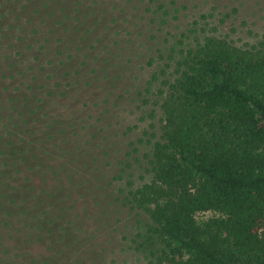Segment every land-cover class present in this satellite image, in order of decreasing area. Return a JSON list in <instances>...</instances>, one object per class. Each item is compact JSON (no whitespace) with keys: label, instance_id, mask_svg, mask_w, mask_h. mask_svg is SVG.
<instances>
[{"label":"rangeland","instance_id":"rangeland-1","mask_svg":"<svg viewBox=\"0 0 264 264\" xmlns=\"http://www.w3.org/2000/svg\"><path fill=\"white\" fill-rule=\"evenodd\" d=\"M151 1L97 0L102 38L91 51L71 35L50 32V24L39 19L17 32L3 11L0 246L8 245L25 262L45 256L52 264H66L68 246L85 230L88 264H153L130 248L136 219L117 203L126 179L135 186L151 180L149 147L159 135L161 116L157 99L142 96L155 68L150 59L168 36L211 8L230 14L222 33L235 45L254 44L264 35V0H175L178 13L162 28L151 21ZM233 9L237 12L230 13ZM73 166L78 177L92 179L87 186L97 180L96 194L76 183L70 187L63 170L56 173ZM59 179L66 191L61 197L40 192ZM24 185L34 189L29 197ZM215 216L198 213L196 220ZM6 258L0 255V264Z\"/></svg>","mask_w":264,"mask_h":264},{"label":"trees","instance_id":"trees-1","mask_svg":"<svg viewBox=\"0 0 264 264\" xmlns=\"http://www.w3.org/2000/svg\"><path fill=\"white\" fill-rule=\"evenodd\" d=\"M175 3L151 1L148 10L158 28L175 18ZM96 5L97 0H0V18L6 12L17 32L39 19L50 24V32L71 35L91 51L102 38ZM229 16L211 8L168 36L150 59L155 68L142 96L157 99L161 116L149 147L151 180L135 186L126 179L117 203L136 219L130 248L153 264H264V35L254 44L235 45L222 33ZM76 169L56 173L63 170L70 187L76 183L96 194L97 180L87 186L92 179L78 177ZM58 181L40 192L61 197L66 191ZM27 188L29 197L34 189ZM207 212L216 216L198 223L196 215ZM82 232L68 246L66 264H88ZM0 249L5 264H52L45 256L25 262L8 245Z\"/></svg>","mask_w":264,"mask_h":264}]
</instances>
